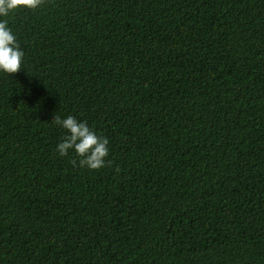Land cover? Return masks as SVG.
Instances as JSON below:
<instances>
[{
    "label": "trees",
    "instance_id": "16d2710c",
    "mask_svg": "<svg viewBox=\"0 0 264 264\" xmlns=\"http://www.w3.org/2000/svg\"><path fill=\"white\" fill-rule=\"evenodd\" d=\"M6 19L24 64L0 74V264H264V0ZM57 115L109 140L104 167L56 153Z\"/></svg>",
    "mask_w": 264,
    "mask_h": 264
},
{
    "label": "clouds",
    "instance_id": "9594fccd",
    "mask_svg": "<svg viewBox=\"0 0 264 264\" xmlns=\"http://www.w3.org/2000/svg\"><path fill=\"white\" fill-rule=\"evenodd\" d=\"M41 3L42 0H0V74L17 73L24 64V52L6 18L20 8L35 10ZM51 122L65 133L56 144L55 151L59 156H67L71 151L79 157L81 167L97 170L105 166L109 140L97 135L87 121L73 115L63 118L57 115Z\"/></svg>",
    "mask_w": 264,
    "mask_h": 264
}]
</instances>
